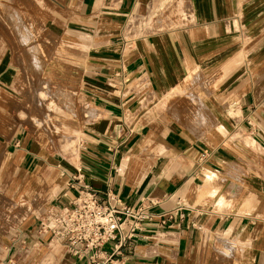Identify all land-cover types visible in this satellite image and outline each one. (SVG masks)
Instances as JSON below:
<instances>
[{
	"label": "crops",
	"instance_id": "0c3cea01",
	"mask_svg": "<svg viewBox=\"0 0 264 264\" xmlns=\"http://www.w3.org/2000/svg\"><path fill=\"white\" fill-rule=\"evenodd\" d=\"M34 64L59 129L15 140L10 194L41 195L0 264H85L38 228L77 173L149 205L126 264H264V0H0V109Z\"/></svg>",
	"mask_w": 264,
	"mask_h": 264
},
{
	"label": "built area",
	"instance_id": "2783aa9c",
	"mask_svg": "<svg viewBox=\"0 0 264 264\" xmlns=\"http://www.w3.org/2000/svg\"><path fill=\"white\" fill-rule=\"evenodd\" d=\"M67 186L75 195L45 210L39 218L40 232L49 233L51 240L85 264H126L130 243L148 218L149 205L142 200L127 204L109 189L100 192L79 173L71 176Z\"/></svg>",
	"mask_w": 264,
	"mask_h": 264
},
{
	"label": "rangeland",
	"instance_id": "374dc122",
	"mask_svg": "<svg viewBox=\"0 0 264 264\" xmlns=\"http://www.w3.org/2000/svg\"><path fill=\"white\" fill-rule=\"evenodd\" d=\"M10 27L15 29L17 35L23 38L24 31L19 30V24H11ZM35 32V29H29L27 32L31 34ZM16 41V40H14ZM36 67V75L38 79L34 82V87L28 91V96L32 97L33 103L27 106L23 104L15 103H3L2 109H0V224L8 225L12 223L14 225H20L25 222L27 216L30 215L31 208L39 201L36 197L41 195V189L35 187L36 191L34 197H25L28 194H24L20 191L17 194H10L11 182L14 176L19 175V168L14 166L16 157L13 156V150L15 148V140L21 136L29 133L34 139L45 140L48 133L58 131V113L59 108L56 104L58 97L57 89L50 92L46 87L47 82L42 81L44 77L41 73V66L34 64ZM35 74V73H34ZM23 91L22 97L26 94ZM2 98V97H1ZM6 99L7 98H2ZM206 104H188L187 107L190 110L197 112H204ZM228 104H224V108H228ZM13 107V110L11 109ZM18 107V108H17ZM17 109V112H16ZM9 112V116L7 114ZM228 112L235 113L233 105L228 108ZM14 115V117H11ZM16 116V118H15ZM52 136V135H50ZM11 162H8L10 161ZM16 190V188H14Z\"/></svg>",
	"mask_w": 264,
	"mask_h": 264
},
{
	"label": "bare ground",
	"instance_id": "6f19581e",
	"mask_svg": "<svg viewBox=\"0 0 264 264\" xmlns=\"http://www.w3.org/2000/svg\"><path fill=\"white\" fill-rule=\"evenodd\" d=\"M205 111H208V113H209V115L212 117L213 115L210 113V111L208 110V108L207 109H205ZM206 123H210V121L209 120H207L206 119V121H205Z\"/></svg>",
	"mask_w": 264,
	"mask_h": 264
}]
</instances>
